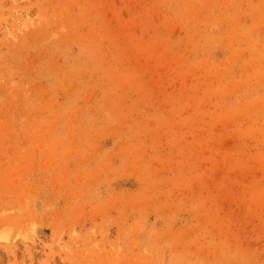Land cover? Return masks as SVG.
Here are the masks:
<instances>
[{
	"label": "rangeland",
	"instance_id": "rangeland-1",
	"mask_svg": "<svg viewBox=\"0 0 264 264\" xmlns=\"http://www.w3.org/2000/svg\"><path fill=\"white\" fill-rule=\"evenodd\" d=\"M0 264H264V0H0Z\"/></svg>",
	"mask_w": 264,
	"mask_h": 264
},
{
	"label": "bare ground",
	"instance_id": "bare-ground-1",
	"mask_svg": "<svg viewBox=\"0 0 264 264\" xmlns=\"http://www.w3.org/2000/svg\"><path fill=\"white\" fill-rule=\"evenodd\" d=\"M0 240L4 241V242H7L9 240L8 236L6 234H1L0 235Z\"/></svg>",
	"mask_w": 264,
	"mask_h": 264
}]
</instances>
